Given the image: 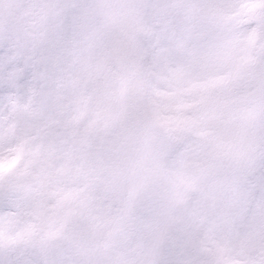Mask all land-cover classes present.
<instances>
[{"label": "clouds", "instance_id": "clouds-1", "mask_svg": "<svg viewBox=\"0 0 264 264\" xmlns=\"http://www.w3.org/2000/svg\"><path fill=\"white\" fill-rule=\"evenodd\" d=\"M0 264H264V0H0Z\"/></svg>", "mask_w": 264, "mask_h": 264}]
</instances>
